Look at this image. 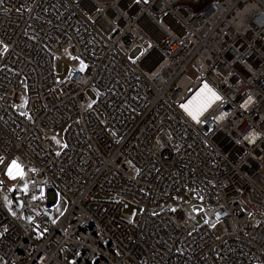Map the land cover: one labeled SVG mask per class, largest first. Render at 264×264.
<instances>
[{
    "label": "built area",
    "instance_id": "obj_1",
    "mask_svg": "<svg viewBox=\"0 0 264 264\" xmlns=\"http://www.w3.org/2000/svg\"><path fill=\"white\" fill-rule=\"evenodd\" d=\"M12 159L3 264H264V0H3L0 176Z\"/></svg>",
    "mask_w": 264,
    "mask_h": 264
},
{
    "label": "rangeland",
    "instance_id": "obj_2",
    "mask_svg": "<svg viewBox=\"0 0 264 264\" xmlns=\"http://www.w3.org/2000/svg\"><path fill=\"white\" fill-rule=\"evenodd\" d=\"M143 49L148 47V43L142 44L141 46ZM142 48H137L135 51H133L131 53V58H136L141 52H142ZM60 53V58L57 59L56 61V76L61 78L62 80L65 79L67 77V73L68 71H70L71 69V64L69 61V55L67 53L66 50V45H63L61 50L59 51ZM78 60H76L77 62ZM191 74H194L191 72ZM89 94L92 97H95V91L94 90H90ZM63 131L64 129L61 128L60 129V134L56 135L54 133H52V136L54 137L57 145L59 147H61V144L64 141V137H63ZM15 161L16 164L18 165L16 159H12L7 167L5 168V170H3V172L1 173L0 176V198L7 204L10 205L8 198L12 197V195H20L22 190L25 188L26 186V182L22 179V172L21 169L19 167V169L17 168H13L12 167V162ZM1 163V160H0ZM11 168L12 170V175H9V169ZM186 199L191 200V203L189 206H185L186 211L188 212V214L190 215L191 219L190 222L187 224L188 228L191 230L193 229L196 225H200L201 224V219L197 218L194 215V209L198 208L197 206V200H193L190 196H184L182 198V201H185ZM176 202H181V201H173V203ZM127 208L123 211V217L125 219L130 220L133 216V214L135 213V211H141L142 209L137 206L134 203L131 202H127ZM55 219L56 221H58L62 215L65 213V211L67 210L69 203L68 200L65 197H61L58 198L55 202ZM213 223V222H211ZM0 264H3V260L0 257Z\"/></svg>",
    "mask_w": 264,
    "mask_h": 264
},
{
    "label": "snow or ice",
    "instance_id": "obj_3",
    "mask_svg": "<svg viewBox=\"0 0 264 264\" xmlns=\"http://www.w3.org/2000/svg\"><path fill=\"white\" fill-rule=\"evenodd\" d=\"M2 2H3V0H0V3H2ZM205 87L207 88V85H205ZM209 91L211 92V89H209ZM212 97L215 98V99H219L220 98L214 92H212ZM182 107H184L185 110H189V105L188 104L182 105ZM205 107H207L206 104L203 107L198 108L195 111H189V114L192 116L193 119H198L199 115L202 114V112H203V110H204ZM12 167L19 169V165H17L15 161L12 162ZM9 175H12L11 168L9 169Z\"/></svg>",
    "mask_w": 264,
    "mask_h": 264
},
{
    "label": "water",
    "instance_id": "obj_4",
    "mask_svg": "<svg viewBox=\"0 0 264 264\" xmlns=\"http://www.w3.org/2000/svg\"><path fill=\"white\" fill-rule=\"evenodd\" d=\"M15 206L18 208H22V201L16 200ZM28 217H29V220H32V217H30V216H28Z\"/></svg>",
    "mask_w": 264,
    "mask_h": 264
}]
</instances>
